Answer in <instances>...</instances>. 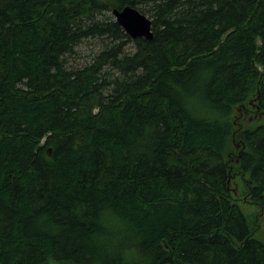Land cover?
Instances as JSON below:
<instances>
[{
  "label": "trees",
  "instance_id": "obj_1",
  "mask_svg": "<svg viewBox=\"0 0 264 264\" xmlns=\"http://www.w3.org/2000/svg\"><path fill=\"white\" fill-rule=\"evenodd\" d=\"M242 111L264 114V0H0V264H264Z\"/></svg>",
  "mask_w": 264,
  "mask_h": 264
},
{
  "label": "rangeland",
  "instance_id": "obj_2",
  "mask_svg": "<svg viewBox=\"0 0 264 264\" xmlns=\"http://www.w3.org/2000/svg\"><path fill=\"white\" fill-rule=\"evenodd\" d=\"M109 14H112V13L109 12ZM100 46H101V42H99V40L97 39L85 40L80 45V47L77 48L78 52L75 53L74 57L72 58L71 65L75 67L86 65L88 62L92 60L94 55L98 52V50L100 49ZM197 104L198 103L196 104L193 103L192 105H195V106H192V109H190V111L194 117L198 118L205 114V110L202 109L201 106ZM247 120H248L249 125H255L257 123H262L264 122V114H259L258 116L252 114L249 118H247ZM235 183H233V189L235 190L236 195L241 199V201H239V204L247 220L252 225L255 222L258 223V225H261L259 231L256 234V237L261 240H264V223L262 221V218L259 215L260 213L259 206L256 204H252L251 202H249L250 200H248L246 196L244 197V194L246 193L242 191V189L245 188L244 181L242 178L236 180Z\"/></svg>",
  "mask_w": 264,
  "mask_h": 264
},
{
  "label": "water",
  "instance_id": "obj_3",
  "mask_svg": "<svg viewBox=\"0 0 264 264\" xmlns=\"http://www.w3.org/2000/svg\"><path fill=\"white\" fill-rule=\"evenodd\" d=\"M113 13L120 25L132 38H153V21L138 8L132 6H126L122 9L115 8ZM48 153L51 154V148Z\"/></svg>",
  "mask_w": 264,
  "mask_h": 264
},
{
  "label": "flooded vegetation",
  "instance_id": "obj_4",
  "mask_svg": "<svg viewBox=\"0 0 264 264\" xmlns=\"http://www.w3.org/2000/svg\"><path fill=\"white\" fill-rule=\"evenodd\" d=\"M242 114H247V117L249 118L253 113H250V111H247V112H245V111H242L241 112ZM251 114V115H250ZM236 184V183H235Z\"/></svg>",
  "mask_w": 264,
  "mask_h": 264
}]
</instances>
